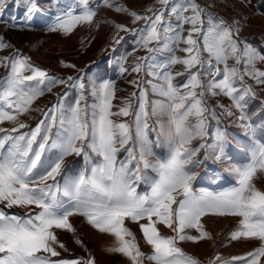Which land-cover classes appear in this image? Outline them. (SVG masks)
Returning <instances> with one entry per match:
<instances>
[{
    "label": "snow or ice",
    "instance_id": "snow-or-ice-1",
    "mask_svg": "<svg viewBox=\"0 0 264 264\" xmlns=\"http://www.w3.org/2000/svg\"><path fill=\"white\" fill-rule=\"evenodd\" d=\"M12 3L24 8L25 24L47 11L54 16L48 31L65 34L80 24L93 23L99 7L90 6V0H0V15ZM102 3L127 13L133 24L144 22L140 28L115 24V44L123 39L119 32H131L135 50L149 54L138 57L130 69L121 63L119 71L152 77L146 83L161 99L150 100L148 89L142 87L145 81L134 79L131 83L139 89L138 96L131 94L138 101L136 109L125 101L114 112V83L99 77H89L85 83L81 77L74 85L78 89L74 102L65 104L59 98L30 127L18 117L28 113L45 91L66 81L18 52L0 56V66L9 70L0 80V124L13 125L0 127V264H96L91 255L59 258L57 248L65 246L56 230L74 233L72 216L84 217L99 232L113 237L106 251L126 257L129 264H201L180 244L211 239L201 222L209 214L238 218L230 239H255L260 244L245 255L227 259L215 255L208 264H261L264 191L255 181L264 178V126L258 134L246 109L257 87L264 90V51L239 39V21L229 24L209 15L205 27V9L197 0H157L160 7H150L143 15L113 0ZM8 47L0 37V50ZM177 51L184 55H176ZM163 52L169 53L165 61L156 62V54ZM176 65L182 70L173 73ZM178 76L185 77L180 85L174 83ZM210 96H225L231 104L218 105V115L208 105ZM114 116L133 119L117 122ZM221 117H235L233 123L243 137L221 128ZM25 128L29 130L21 132ZM151 132L157 134L155 141ZM161 138L167 142V156L152 159L153 147L161 145ZM196 140L200 143L193 146ZM234 144L242 145L243 160L231 155ZM121 151L126 153L123 160L118 159ZM72 155L82 156L88 164L77 175L64 171L65 158ZM209 160L225 165L223 171L235 183L219 191L194 187L195 169ZM212 179L215 183L222 177L217 173ZM141 183L149 185L147 192L138 191ZM13 208L26 211H8ZM126 221L139 223L149 252L142 250ZM159 225L172 235H163Z\"/></svg>",
    "mask_w": 264,
    "mask_h": 264
},
{
    "label": "rangeland",
    "instance_id": "rangeland-1",
    "mask_svg": "<svg viewBox=\"0 0 264 264\" xmlns=\"http://www.w3.org/2000/svg\"><path fill=\"white\" fill-rule=\"evenodd\" d=\"M43 2V0H42ZM65 3H72L73 0H64ZM114 3L126 7L129 11H135L139 14H146L148 8H159L157 0H113ZM202 6V3L197 0ZM210 5L204 6L205 9V27H207L208 16L223 19L229 24L233 21H239L240 33L239 39L264 51V0H210ZM99 5L97 15L91 24H80L71 33L50 32L48 26L53 23L54 16L47 12H38L31 21L24 23V8L18 7L14 3L10 4L0 15V37L11 47L0 50V56L11 55L18 52L22 56L29 58L31 64L39 67L49 73L66 81L65 84H57L51 92L45 91L32 105L31 110L18 117L19 121L26 123L30 127H35L36 123L42 119V110L57 103L58 99L63 97L64 103L74 102L78 95V89L74 86L76 80L83 77L84 82L88 83V78H103L111 80L116 89L113 100V111H117L125 101L133 103V110L136 109L138 101L131 96L133 92L139 95V89L131 83L134 79H143L145 83L142 87L148 89L149 99H161L151 93L150 86L146 83L153 78L145 75L143 72L120 74L119 68L121 63L126 68L137 62V58L148 56L149 54L143 49H136V37L131 32H119L118 35L123 37L120 44H115L113 37L117 36L115 24H124L129 28L143 27L144 22L138 21L132 23V18L125 12H116L113 8L103 6L102 0H90V6ZM79 10H77L78 14ZM12 17L17 19L13 21ZM188 27V26H186ZM183 47V45H181ZM169 53H157L156 62H163ZM176 55L183 56L184 53L177 51ZM207 56V53L204 54ZM124 57L127 60L124 61ZM61 61L64 63L62 64ZM232 63L231 61L229 62ZM70 64L75 67H65ZM182 66L176 65L172 68L173 73L181 71ZM8 69L0 66V80L6 78ZM71 76L74 79L68 81ZM184 76L176 77L174 83L180 85L184 82ZM156 82V81H154ZM248 83H252L248 81ZM208 105L215 108L219 115L221 109L218 105L229 106L231 101L225 96H215L207 98ZM88 103H92V97H88ZM250 122L257 129V133L264 126V90L257 87L255 99L248 100L246 109ZM117 122H131L133 117L114 116ZM155 118H153L154 120ZM235 117H221L220 127H227L230 132L238 133L243 137L242 131L233 121ZM215 124V121H213ZM13 125L9 122L0 124V127L10 128ZM28 128L21 129V132L28 131ZM156 132L150 133V139L156 140ZM161 145L153 147V157L164 158L168 153L167 142L161 138ZM199 140L193 141V146H198ZM203 150L201 151V156ZM231 155L237 161L245 158V152L242 145H232ZM126 153L121 151L118 159L123 160ZM88 167L82 156H69L65 158L64 171L67 175H77L79 172ZM225 165L207 161L201 168L195 169L197 176L193 181L196 188H208L212 191H219L235 183L234 179L224 172ZM219 173L221 180L213 182V176ZM149 175L155 176L151 170ZM57 180L63 181L60 177ZM51 182V181H49ZM256 186L264 191V178L255 181ZM149 190V185L141 183L138 191L143 193ZM11 213L23 214L26 210L13 208L8 210ZM70 223L75 228V232L65 230H56L58 239L64 244V248H57L60 253L59 258L75 259L80 257H94L96 264H129L126 257L117 253H109L106 249L112 245L114 238L106 233H101L90 225L82 216H72L69 218ZM238 218L231 216L207 215L202 218L201 222L205 230L210 233L211 239H204L199 242L185 241L181 242L180 247L189 255L199 259L201 264H208L210 258L219 255L222 258H230L236 255H245L259 246L260 242L255 239H240L233 241L230 239V233L236 229ZM140 221L139 223H146ZM139 223L126 221L128 226L136 235L141 248L149 252L150 248L143 241V236L139 228ZM163 235H172L171 230L163 225L158 226ZM191 234H197L195 229L189 230ZM81 243H77V240ZM57 259V258H53ZM264 264V258L261 259Z\"/></svg>",
    "mask_w": 264,
    "mask_h": 264
},
{
    "label": "built area",
    "instance_id": "built-area-1",
    "mask_svg": "<svg viewBox=\"0 0 264 264\" xmlns=\"http://www.w3.org/2000/svg\"><path fill=\"white\" fill-rule=\"evenodd\" d=\"M199 2L200 3H202V6L204 7V6H208V5H210L209 3H210V0H199Z\"/></svg>",
    "mask_w": 264,
    "mask_h": 264
}]
</instances>
